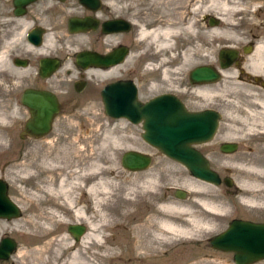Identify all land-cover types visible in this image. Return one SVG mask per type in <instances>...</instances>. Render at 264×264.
Masks as SVG:
<instances>
[{
	"label": "rangeland",
	"instance_id": "obj_1",
	"mask_svg": "<svg viewBox=\"0 0 264 264\" xmlns=\"http://www.w3.org/2000/svg\"><path fill=\"white\" fill-rule=\"evenodd\" d=\"M171 1L150 0L148 6L154 9L152 16H158L159 12L170 8ZM202 1L204 3V0ZM193 3L199 5L196 0H179L177 4H173L176 12H185L186 19L193 21L194 25V33L181 38L178 43L180 48H177L173 54H180L193 46L201 49V54L188 70L176 73L172 72V69L177 67V64L168 65L170 73L165 78L158 70H152L151 67L161 57L154 53L152 46H149L146 41L136 38V26L133 27L132 42L135 48L140 49L133 51L129 62L131 65L132 60L139 57L136 53L140 54L142 65L138 84L144 95L152 96L159 92H171L185 99L187 107L193 111L212 108L221 113L218 129L213 139L196 148L209 160L212 169L217 171L221 177H230L233 181L231 187L223 183L221 185L210 184V192L218 195L219 200L224 203L225 210L221 211L222 216L214 218L210 228H191V232L196 230L194 231L196 233L191 234L194 236L183 238L173 232L169 234V240L163 242L157 240L156 243L159 246L157 249H153L154 241L152 239L151 242L148 241L150 237L147 239V236L153 233L151 231H148L147 235L143 233L145 236L135 235L134 240L132 237L134 234L128 229L131 223L139 219L144 220L151 213L143 217L140 214L143 211L140 207L139 219L135 221H128L130 217L125 213L130 211L135 214L138 203H149V198L157 197L160 193L157 189L153 192L154 194H151L147 187H144L146 177L159 176L154 179L159 184L158 188L162 187L160 184L172 187L168 190L169 193H172L174 188L184 190L186 197L173 196L178 202L183 203H190L192 199L187 185H190L188 183L194 177L186 168L150 147L141 137L140 124L135 125L126 119L108 117L98 94L84 92L75 103L78 104L76 107L65 104L61 114L55 118L51 131L42 138L21 139L19 135L27 120L28 112L21 104L20 96L23 88L30 82L23 75L27 72L18 71L19 73L16 74L15 128L12 137H9V142H11L9 150L0 149V178L7 182L8 194L19 205L21 214L10 220L0 219V238L8 236L17 243L15 251L7 262L2 261L0 264H47V262L63 264L76 250L86 256L92 264H189L191 259L194 262H201L208 258L207 256L220 258L225 264L228 262L232 264L229 254L214 253L207 247L208 238L225 229L233 218L264 221V203L262 202L264 191L252 192L249 189V185L257 182L264 186V115L258 112L262 108L256 102L257 100L264 101V88L250 87L248 85L250 80L246 76L238 79L224 76L213 84L205 85L211 96L204 98L191 93V84L188 82V73L195 66L208 64L217 68L219 66L218 53L221 49H229L228 46L232 45L231 49H238L247 45L251 36L260 32L264 27V8L261 12H257L259 14L257 16L254 14L258 9L254 0H245L244 3L233 0V3L241 10L237 12L222 11L221 4L216 1L214 3L207 0L206 7H202V4L201 10L193 8ZM48 4H56L61 10V14L48 13L47 25L51 33L49 42L52 44L48 47L49 52H57L65 59L66 55L71 56L74 53V49L88 47L90 43L87 34L79 37L66 35V20L81 12L79 3L76 0L63 2L48 0ZM137 9L142 10L139 7ZM189 9L193 11L191 14L188 13ZM122 10L118 6H113L112 9L114 13H126ZM133 11L139 10L133 9ZM176 12L168 13L175 16ZM165 15L162 16L165 17ZM204 15L209 17L222 15L228 23L221 20L219 25L210 27L208 23H203ZM79 39H82V42L78 41ZM208 52L211 54L205 57ZM243 54L249 53L243 52ZM70 64V58H66L59 73L62 82L56 88L62 98L67 91L66 70L71 67ZM90 80H92V85L93 81H98L101 86L105 83V76L90 75ZM31 81L34 82V77ZM252 88L260 95H255ZM215 91L225 94L216 96ZM236 101L242 108L246 105L249 108L254 106L253 113L256 114L251 116L238 110L235 105ZM227 134L234 137L230 140L223 139L222 136ZM227 141L237 144L235 152L225 154L220 151L222 142ZM130 149L151 154L150 168L137 174L128 173L123 169L121 155ZM25 164L29 167H25ZM89 172H91L89 174L91 180L93 178L102 180L109 187L105 197L108 202L101 206L104 216L99 215L98 211L94 212L90 199L83 192L84 177L81 178L80 174L87 175ZM59 173L63 174L64 185L67 188L65 196L81 201L78 206H81V210L84 211L83 216L73 215L66 208L61 196L54 197L46 193V186L49 185L50 180H55ZM102 190L99 188V194ZM255 194L258 198L255 204L249 205L243 202L244 198ZM127 196H134L136 200H126ZM190 204L194 206L193 203ZM191 208L197 209L196 206ZM57 216L60 217L59 221H57ZM103 220L105 224H102ZM90 222L97 225L96 235H93L94 231L88 227ZM75 223L84 224L87 229L79 241H75L67 230L69 224ZM253 264H264V260Z\"/></svg>",
	"mask_w": 264,
	"mask_h": 264
},
{
	"label": "water",
	"instance_id": "obj_2",
	"mask_svg": "<svg viewBox=\"0 0 264 264\" xmlns=\"http://www.w3.org/2000/svg\"><path fill=\"white\" fill-rule=\"evenodd\" d=\"M34 0H16L15 4H27ZM63 1V0H61ZM91 11L100 8V0H77ZM219 19L209 18V26H216ZM97 22L90 17L68 19L69 32H86L94 29ZM104 33L129 30V23L123 19L104 21L101 24ZM119 52L100 55L95 52L84 51L78 53L77 64L82 67L95 65L108 67L123 57ZM248 52V51H245ZM237 52L235 49H221L218 53L219 65L226 68L231 65ZM47 63L48 72L44 67ZM42 67L43 76L51 74L50 70L57 67V62H45ZM192 84L213 83L219 79L218 72L209 65H200L189 72ZM104 112L108 117L123 118L132 124H140L142 139L151 147L170 159L184 165L196 178L208 183L219 185L223 182L227 187L233 186L230 177L221 178L219 173L210 167L209 160L196 146L211 141L217 132L221 113L214 109L189 111L185 104L174 94L157 95L146 102L137 99V90L131 80L109 84L101 90ZM21 103L26 106L30 118L24 124V131L20 138H42L49 133L53 117L59 110V103L55 94L45 90L25 89L21 96ZM237 144L224 142L220 145L222 153H233ZM151 155L139 150H127L121 155V165L129 171H141L151 165ZM185 191L178 189L177 197L184 198ZM19 205L8 195V184L0 178V219H14L19 217ZM68 232L78 241L86 232V226L80 223L69 224ZM214 248L233 253L236 264H252L264 259V222L234 218L220 233L211 238ZM16 241L11 237L0 238V260L9 259L15 251Z\"/></svg>",
	"mask_w": 264,
	"mask_h": 264
},
{
	"label": "bare ground",
	"instance_id": "obj_3",
	"mask_svg": "<svg viewBox=\"0 0 264 264\" xmlns=\"http://www.w3.org/2000/svg\"><path fill=\"white\" fill-rule=\"evenodd\" d=\"M105 1H107V0H105ZM105 1L100 0V8L98 10H100L102 8L103 4L105 5ZM156 1L160 2L161 0H156ZM178 1L179 0H172L170 2L171 3L170 8H166V10L159 12L158 16H152L153 15L152 11L154 9L148 6L150 3V0H147V2L144 5L145 7L141 11L139 9H137L138 7L134 8L136 10H139V11H137L136 14L140 15V17L142 18V20L140 22L138 21V22L133 23L134 26H136L135 36H136V38L138 37V39L141 41H146V43L149 46H152L154 53L159 54V56L161 58L158 59L157 63L154 64L151 67V69L152 70H158L160 75L163 78H165L170 73V71H169L170 67L168 65L173 66V65L177 64V67L172 69V72L179 73V72L185 71L186 69L188 70V68L194 64L195 59H197L199 57V55L201 54L200 53L201 49L198 46H193V47H190L188 49H185L180 54H178V53L173 54V52L177 48H180V46H178V43H180L179 42L180 39L183 38L187 34H193L194 33L193 21L186 19L187 14L185 12H183V13H181V11L176 12V10L174 9L173 4L174 5L177 4ZM210 1H212L214 3H215V1L219 2L221 4V8H222L221 10L224 12L226 10L227 11L232 10L235 12L241 11L239 9V6L235 4L236 1H235V3H233V0H210ZM238 1L244 3L245 0H238ZM202 4L203 3L197 5V3H193L192 6H193V8H199L201 10ZM202 7H205V6H202ZM176 9L179 10V8H176ZM190 9L188 10L189 14H191V12H193ZM258 10H259V8L257 9V11ZM257 11H255L254 14H256ZM168 12H171V13L176 12V14L174 16L171 13L169 14ZM162 15H165V17H163ZM150 16H152V17H150ZM71 17H74L77 19H83V18H79L75 15L70 16L69 18H71ZM216 18H218L220 21L222 20V21L228 23L227 21H225L226 18H224V16H222V15L220 17L218 16ZM219 23H218V25H219ZM210 27H212V26H210ZM67 29H68V21H67ZM90 30H92V29H90ZM88 31H86V32H88ZM86 32H83V31L69 32V30L67 31V33H70V34L72 33V35H75L76 37H79L83 33H86ZM67 33H66V35L70 36ZM50 34L51 33L49 32V29H48L46 42H45V44H43L44 46H49V45L51 46L52 45L49 42ZM50 39H51V37H50ZM74 39H76V38H74ZM87 39H89V35H88ZM102 40L104 41V38ZM78 41L82 42V39H79ZM228 47H229V49H231L233 47V45L228 46ZM77 50H79V49H74L73 52H76ZM235 50L237 52L236 59L228 67L221 68L219 65L216 68L213 65H209V66H212L218 72L219 79L217 81L222 79L224 76H232V77H236V79H238L239 77L241 78L243 76L244 77L246 76V78L250 80V84H248L250 87L254 88V87L261 86L262 88H264V41L262 40L261 42L257 43L252 53L247 54V55H244L243 53H241L240 57H241L242 61L239 63H238V61H240V60L237 59L239 56V52H238L239 49H235ZM81 52H84V51H81ZM81 52H79V53H81ZM119 52H122V50H119ZM95 53H97V52H95ZM114 53H116V52H114ZM111 54H113V53H111ZM210 54H211V52H208L207 54H205V57H208ZM100 55H102V54H100ZM116 59H118V58H116ZM48 61H49V63L50 62L53 63L54 60L48 59ZM115 64H117V63H115ZM115 64H113V65H115ZM203 65H205V64H203ZM206 65H208V64H206ZM92 66L93 67H99V66H95V65H89V66L83 67V68H90ZM198 66H200V65H198ZM195 67H197V66H195ZM88 73L91 76L92 75H96V76L103 75L104 76V74H105V72L100 71V70H96V69H93V70L90 69V70H88ZM43 77L45 78L46 76H43ZM188 77H189V73H188ZM251 79H253L254 82H251ZM259 79L261 80L262 83L257 82V81H259ZM189 83H190V81H189ZM213 83H215V82H213ZM213 83H206V84L205 83H203V84H192V83H190L191 84L190 85L191 86L190 92L191 93L193 92L197 96L199 95L201 97L203 96L204 98H207L208 96H211V94L206 89L205 85L213 84ZM261 87H259V88H261ZM136 90H137V88H136ZM188 91L189 90H187V92ZM219 91H215L216 93H214V94L216 96H220V95L225 94V93H221ZM253 91H254L255 95L259 94L257 91H255V89H253ZM170 94H172V93H170ZM259 99H262V98L259 97ZM57 101H58V99H57ZM256 102L258 103V106H260V108H262L258 112L263 113V115H264V101H258L257 100ZM102 105H103V103H102ZM235 105H236V108L238 110L243 111L247 115L253 116L256 114V113H253L254 112V109H253L254 106H251L249 108L248 105H246L245 108H242V107H240V104L237 101H236ZM206 109H212V108H206ZM16 110L17 109L15 108V110H14L15 114H16ZM59 113L60 112L58 110L57 114H59ZM57 114H55V115H57ZM1 117H3V113H0V149L3 151H6V150L8 151L10 148V143H11V142H9L10 141L9 137L10 138L12 137V133L10 132L11 123L9 120H4ZM111 119H115V118H111ZM119 119H123V118H119ZM235 121H237V120L235 119ZM51 128H52V124H51ZM23 131H24V126H23V129L21 130V132H23ZM50 131H51V129H50ZM222 137H224L223 139L226 138L225 140H230L234 136L231 134H227V135L222 136ZM227 142H230V141H227ZM222 143H224V142H222ZM232 143H233V141H232ZM132 150H134V149H132ZM25 167H29V166L27 164H25ZM29 171L30 170H28V172ZM90 173L91 172H89L87 175L80 174L81 178L84 177V179H83L84 183H83L82 189H83L84 194L88 197V199H90V201L93 205L94 212L97 213V211H98L99 215L104 216V213L102 212L101 206L108 202V199L105 197L108 194V188L109 187H107L105 182H102V180H99V179L95 180V178H93L91 180V178L89 176ZM157 178H159V176H157V175L155 178H153V177L147 178L146 177V181H144V183H143L144 187H147L148 190H153V191L162 188V187L158 188L159 184L157 183L156 180H154ZM50 181L51 182L49 183V185L46 186V189H45L46 193L51 194L54 197L61 196V198L64 200L66 208L69 211H71L73 213V215L75 214V215H82L83 216L84 211L81 210V206H78L81 204V201L73 200V199H70V197L65 196L67 194V192H66L67 188L64 185L63 174L59 173L56 176L55 180H53V181L50 180ZM188 184H190V185H187V188L190 190L191 198H192V199H190V203H193V205L196 206L197 209H195V208L192 209L191 207H194V206H192V204H190V203L178 202V200H176V199L172 200V199L166 198L164 200L159 199V201L157 202V206H156L157 212L152 215L153 217L145 218L144 220L139 219V221H135L137 218H136V216H134V213L127 211L125 213V215L130 217L127 220L128 221H130V220L135 221V222L131 223L130 227L128 228L134 234L132 236L133 239L135 238V235L140 237L143 233L145 235H147V234H149L148 231H151L153 233H150V235L147 236V239H149V237H150V239L148 241L151 242V239H152L154 241L153 249H157V248H159V246L156 243L157 240L159 242L167 241V240H169V236H170L169 234H171V233L173 234V232L178 233L180 236H183V238H186L189 236H194L191 234L196 233V232H194L196 230H193L191 232V228H194V229H197L200 227L210 228L213 225V221H214L213 219L216 217L218 218V217L222 216L221 211L225 210L224 203L219 200L218 195H214L210 192L211 191L210 190V187H211L210 183L204 182V181L194 177V178H192V181L189 182ZM160 185L162 186V184H160ZM246 186H248V184H246ZM249 186H250L249 189H251L252 192L264 191V186H261L260 184H258V182L253 184V185L251 184ZM99 188L103 189L102 191H100V194L98 192ZM257 199L258 198L256 197V194H255L252 197L244 198L243 202L245 204L252 205V204H255L257 202ZM126 200L135 201L136 198L134 196H132V197L127 196ZM262 202L264 203V199ZM154 216H156V217H154ZM59 220H60V217L57 216V221H59ZM104 221L105 220L102 221V224H105ZM88 227H89V229L94 231L93 232L94 234L92 232H91V234L96 235L97 225L95 223L90 222ZM133 227H135V228H133ZM144 234H143V236H145ZM43 252L45 253V251H43ZM43 252H41V254H44ZM109 254H111V253H109ZM207 257L208 258H205V260H203L201 262H196V264H225V262L223 260H221L220 258H215L212 256H207ZM90 262H89V260H87L86 256H83V254H81L79 251L76 250L70 256V259L67 262H64L63 264H92ZM50 263L51 262H47V264H50Z\"/></svg>",
	"mask_w": 264,
	"mask_h": 264
},
{
	"label": "flooded vegetation",
	"instance_id": "obj_4",
	"mask_svg": "<svg viewBox=\"0 0 264 264\" xmlns=\"http://www.w3.org/2000/svg\"><path fill=\"white\" fill-rule=\"evenodd\" d=\"M15 1L16 0H0V113H3V117H1L2 119L10 121L11 123L10 132L12 134L14 132L15 121H16V114L14 110L16 108V74L18 71L21 73L23 72V70L24 72H27L25 74L23 73V75L26 76L30 82V84L26 85L23 88L22 93L25 89L30 88L34 90H45L55 94L59 102L60 113L65 104H69L71 107H76L78 104L76 105L75 103L78 102L77 100L79 96L84 92H88L93 95L98 94L101 97V90L103 89V87L115 82L131 80L137 88V99L143 103L157 95L164 93H171V92H159L153 94L152 96L151 95L149 96L148 94L144 95L142 93V88L138 84L140 68L142 65V62L140 61V54L136 53V55L139 57H137V59L135 60H132L131 65L129 62L133 54V51L134 50L138 51L140 49V48H135L132 42V37H134L133 23L141 21L142 18L140 17V15L136 14L137 11L134 12L133 9L135 7H139L143 9L145 7L144 5L147 2V0H107L105 1V5L103 4L102 8L97 11H90L79 4L81 7V12L79 14H76L75 16L79 18L90 17L97 22V26L96 28L89 30L86 33H83L89 35L90 44L88 47L77 50L76 52L72 53L71 56L68 55L65 56L66 58H70L71 67L66 70V75H68L67 81H65L67 84V91L63 98L58 94L56 87L57 85H59V83L62 82L61 80L62 78L60 77L59 73L60 70L63 68L66 58L64 59L63 57L59 56V53L57 54V52L56 53L49 52L48 49L49 46L43 45L46 42L47 32L49 29L47 25L48 13L50 12V14L52 13V15L61 14V10L56 4H51V5L48 4V0H34L30 3L19 4V5H16ZM54 1L63 2L65 0L63 1L54 0ZM196 2H198V4H201L203 1L196 0ZM254 4L257 8H260L257 12L259 11L261 12L263 10L262 8H264L263 7L264 0H254ZM206 5H207V0H204L203 6L206 7ZM113 6L121 7L126 13L123 12L114 13L112 11ZM255 15L258 16L259 14L256 13ZM68 18L66 20L67 31H68L67 29ZM114 19H123L126 22H128L129 30L110 32L107 34L103 33L101 29V24L104 21H109ZM202 19H203L202 20L203 23L205 24L209 22L208 15H204ZM68 35H72V33L71 34L68 33ZM263 37H264V27L261 28L260 32L253 34L251 36L247 45H243L241 48H238L239 56L237 59L240 60L238 61V63L242 61L240 54L243 52L245 53V51H248L249 54L252 53L256 44L259 41H262ZM103 38L104 41L102 40ZM119 50L125 52L123 53V57L115 65L109 67H103V68L93 67V66L90 68H83L82 66H79L77 64L76 58L78 53L81 51L97 52L102 55H108L116 52V57L119 58L118 57ZM48 59L56 61L57 67L51 69L50 70L51 74H49L44 78L42 75L44 70L43 68L45 67L46 69L45 71L47 73L48 68H47V63L45 62H48ZM43 65L44 67H42ZM90 69L92 70L96 69L105 72L104 74L105 83H102L101 86H99L98 81H93V85H94L93 86L91 83L92 80H90V74L88 73V70ZM70 75L72 76L70 77ZM32 77H34V82L31 81ZM251 82H254L253 79H251ZM257 82L259 83L261 82V80L259 79V81ZM95 86H99V87H95ZM175 95L185 104L186 108L189 111H193L187 107L185 103V99H183L178 94ZM20 102H21V96H20ZM26 109L28 112V117H27L28 120L30 118V113L27 107ZM59 114L53 117L52 127L55 118ZM178 164L181 167H184L180 163ZM148 168H150V166ZM147 169L136 172L127 170V172L137 174V173H143ZM221 184L222 183H220L219 185ZM171 188L172 187L162 184V188L159 189L160 193L159 195H157V197H153L152 199L149 198V203L146 204L138 203L136 205L137 207L135 206L136 209L134 216H136V218L139 219L140 215L138 214V210L141 207L143 211L140 214L143 217L147 216L150 213L151 215L148 218L153 217L152 215L157 212L156 206L159 199L164 200L166 198L169 199L171 198L173 200L175 199L173 198V196L176 198H180L177 197L178 188H174L172 193H169L168 190ZM149 192H151V194H154L153 190H149ZM257 222H262V221H257ZM218 233L219 232L213 234L210 238H208L207 247L214 253L229 254L231 257L232 264H236L234 262L232 252H226L214 248L211 245V238H213ZM2 261L0 260V262ZM3 262H7V260ZM189 264H196V262H194L191 259Z\"/></svg>",
	"mask_w": 264,
	"mask_h": 264
}]
</instances>
